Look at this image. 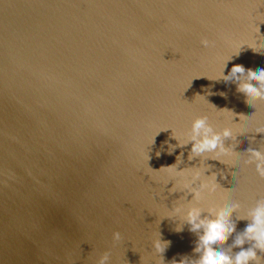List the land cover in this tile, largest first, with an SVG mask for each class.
<instances>
[{
  "label": "water",
  "instance_id": "95a60500",
  "mask_svg": "<svg viewBox=\"0 0 264 264\" xmlns=\"http://www.w3.org/2000/svg\"><path fill=\"white\" fill-rule=\"evenodd\" d=\"M234 64L264 68V0H0V264L196 258L177 206L238 205L232 245L264 199V100L223 79ZM199 117L232 130L230 157L178 146ZM173 164L217 190L193 199Z\"/></svg>",
  "mask_w": 264,
  "mask_h": 264
},
{
  "label": "clouds",
  "instance_id": "9594fccd",
  "mask_svg": "<svg viewBox=\"0 0 264 264\" xmlns=\"http://www.w3.org/2000/svg\"><path fill=\"white\" fill-rule=\"evenodd\" d=\"M200 43L205 48L214 45V41L207 38H202ZM246 71L247 81L239 82L240 76L244 75ZM222 76L225 81H238L237 91L243 93L248 98V103L249 101L264 100V68L253 71L250 69L246 70L240 64H234L230 72L227 75H223L222 73ZM232 136L233 132L229 128H224L219 133L213 132L212 128L207 124L206 117H199L192 122V135L189 137V140L180 142L178 146L183 147L185 143H191L189 160L209 152L216 153V157L213 158L217 159L220 154L230 157L232 153L225 148L223 141ZM172 138L176 139V136L173 135ZM152 142H154V137ZM248 152L256 164L258 175L264 178V152L254 149H248ZM157 155L159 156L160 154L157 153ZM177 162H179V157H177ZM219 162L223 163L224 161ZM165 169L170 174L181 177L183 187L189 188L193 199L197 201L202 198L205 192L211 194L217 190L218 185L215 182V174L203 180L199 188H190L191 184L201 179L203 175L202 170H191L190 179H187L185 178V170L177 171L175 164ZM237 208L238 205L236 204H232L219 211L210 207L206 215H202L204 214V210L199 207L181 208L177 206L174 208L173 211L182 218L183 223L189 226V231L197 236L193 249V252L197 256L196 258H191L185 255L178 261L172 260L171 264H261V261H264V256H258L257 252L259 251L264 254V199L257 201L256 206L248 213L247 218H244L250 222L242 232L236 234L232 245L226 249V242L236 231V224L231 217ZM182 230L183 228L180 226L175 228L176 232ZM112 240L120 241L121 234L114 231L112 233ZM169 243L157 239L152 242V247L157 253L161 254ZM246 244L248 245L247 248L244 247ZM233 248H239L240 250L233 253ZM108 261L109 256L105 252L98 258L96 264H107Z\"/></svg>",
  "mask_w": 264,
  "mask_h": 264
}]
</instances>
